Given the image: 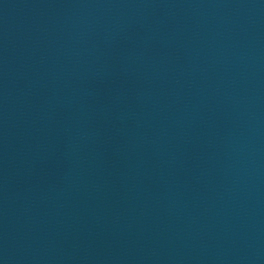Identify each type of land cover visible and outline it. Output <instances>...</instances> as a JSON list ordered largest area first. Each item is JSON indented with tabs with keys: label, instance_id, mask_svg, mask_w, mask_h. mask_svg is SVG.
Wrapping results in <instances>:
<instances>
[{
	"label": "water",
	"instance_id": "obj_1",
	"mask_svg": "<svg viewBox=\"0 0 264 264\" xmlns=\"http://www.w3.org/2000/svg\"><path fill=\"white\" fill-rule=\"evenodd\" d=\"M0 264H264V0H0Z\"/></svg>",
	"mask_w": 264,
	"mask_h": 264
}]
</instances>
